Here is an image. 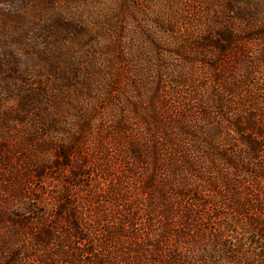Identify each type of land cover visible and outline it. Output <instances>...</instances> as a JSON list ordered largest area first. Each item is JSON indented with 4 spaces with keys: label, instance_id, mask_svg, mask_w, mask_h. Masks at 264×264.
Instances as JSON below:
<instances>
[{
    "label": "trees",
    "instance_id": "16d2710c",
    "mask_svg": "<svg viewBox=\"0 0 264 264\" xmlns=\"http://www.w3.org/2000/svg\"><path fill=\"white\" fill-rule=\"evenodd\" d=\"M174 1L167 0L169 19L164 13L153 17L158 30L143 23L139 51L142 38L136 41L134 33L120 41V17L131 19L138 0H126L117 25L98 20L96 0H0V73L13 75L20 66L61 75L53 92L65 99L72 82L92 81L82 68L108 73L105 65L124 63L134 93L127 100L125 91L111 86L99 100L108 109L105 129L116 139L108 148L113 156L95 149L104 163L96 166L60 139L64 120H26L33 109L24 101L7 109L18 81L0 83L3 149H18L2 136L24 129L26 147L35 139L66 164L79 156L81 172L73 174V184L84 190L83 200L74 202L65 188L62 202H72L56 210L68 224L61 232L56 214L1 211L0 224L11 220L16 238L26 241L0 249V264H264V54L249 62L239 47L256 39L246 26L258 22L256 14L238 9L239 0H180L186 12ZM242 25L246 37L240 36ZM148 44H154V59L143 55ZM77 54L82 57L73 58ZM172 57L176 63L168 61ZM69 72L75 80L66 77ZM22 90L23 100L34 105V94ZM90 168L93 173H86ZM107 178L113 181L101 189L99 179Z\"/></svg>",
    "mask_w": 264,
    "mask_h": 264
},
{
    "label": "rangeland",
    "instance_id": "374dc122",
    "mask_svg": "<svg viewBox=\"0 0 264 264\" xmlns=\"http://www.w3.org/2000/svg\"><path fill=\"white\" fill-rule=\"evenodd\" d=\"M139 1L141 3L140 5H138ZM250 1L251 0H239L242 4L241 6H238V9L243 8L248 12L252 11V13L256 14L255 17L258 22L253 23L250 26L246 24V26L251 29V33L257 34V36L254 37L256 39L252 41L248 40L251 43L243 45L244 48L242 45L239 47L242 51H245V53L242 54L244 60L254 62L255 59L264 54V0L260 3L262 7H259V5L257 6V0H253V4L252 1ZM167 3H169L167 0H138L134 5H138L137 8H135L136 12L130 14L131 19L128 20L123 17V15L120 17L121 22L125 25L123 26L125 36L124 33L121 34L120 41L127 42V35H133L132 33H134L138 39L136 41H139L142 38V46L139 43L137 45L138 50H142L141 47H143L144 38L140 34V30L142 26H145L143 23H148L147 25L149 26L150 31L158 30V27H154L156 25L152 26V22L156 19L153 17L158 16L156 14L164 13L168 14L167 19H169L170 15L173 14L169 10H166L167 7L170 6V3L169 5H167ZM92 4L95 5L96 9L93 10V12L97 15L98 20L102 23L109 18L108 20L112 25L118 24L119 20H115L114 18L119 16V13L121 14L122 9L124 8L123 5L127 6L126 0H96V2ZM173 4H178L177 7L180 8L181 12L188 11L187 8L180 7V0H175ZM182 5H184V2ZM188 6L190 9L189 11H191L192 7H195L193 6V3H190ZM173 11L174 13H177L175 8ZM239 29H242L244 32H242L240 36L246 37L247 28L242 25ZM205 31L206 29L203 30V32ZM189 36L195 37L196 34H190ZM243 40L246 41L245 39ZM105 41L106 40H102L101 43L104 44ZM162 41H165L168 45L173 43V41L168 38H164ZM123 42H121L122 46L125 45ZM148 46V51L145 50L143 55L147 52L149 54L148 56H151L154 59V57L158 55L154 50V44H148ZM174 48V46L169 45L170 50ZM81 57V55L77 54L73 58L79 59ZM97 57L100 56L96 55L94 58ZM240 59H242V57H240ZM17 61L18 63H21V60ZM168 61L173 64L176 63L177 59L172 57L170 60L168 59ZM105 66L109 67L110 72L103 73L104 68L99 67L95 69H101L102 73L93 71L88 74V69L82 68L83 70H81L84 72L85 76L90 75L92 81L84 82L83 86L72 82L68 89V97L65 99L57 96L58 93L53 92V89L59 88V83L56 82V80H59L62 77L61 75L47 73L38 68L29 71L28 69H25L26 67L21 68L20 66L14 68L13 75L0 73V83H6L10 79H16L18 82L20 81V83L16 82V87L19 91L17 92V95L14 97L11 94L8 95V104L6 105V108L13 109L18 105V102L23 103L24 101L25 104H29L33 109V111H30L28 114L26 120H31L32 122H40L39 120L43 121L44 119L57 121L64 120V122H61L62 126L59 128V130L62 129V132H60L63 134L60 139H64L74 148L79 147L82 149L83 153L87 154L91 158V162L96 166L104 164L97 161L96 158L99 157V154H97L95 149H97L99 145L103 151L105 150L104 152H108V154L113 156L114 154H111L108 148L114 146L116 137L108 134L105 129L108 126V109L107 105H102L103 102L99 100L107 97L106 93L110 92L109 89L111 86L125 91L127 100L134 96L132 91H128L129 84L126 79L130 76L125 73V70L128 71V66L124 63L114 64L113 66L107 64ZM193 67L197 72L203 71V67L200 64H196ZM204 68H206V65ZM241 71H243V69ZM256 71H261V69H256ZM66 77L75 80V77L71 72L67 73ZM256 77H261V73L258 72ZM253 82L257 83L256 80ZM21 88L24 89V91H31L34 94V105L25 102V99L23 100L22 97H24V92ZM51 90L52 96H46V91ZM255 90L256 89L253 86L252 91L257 93L256 95H262ZM19 93H22L21 96ZM89 95L90 97H94V100L92 99L90 101V98L87 97ZM239 98H241V96ZM239 103L242 102L239 101ZM238 114L236 113V115ZM256 114L261 115V112L257 111ZM23 131L24 129H21L14 133L4 134L2 136L6 140L11 141V144H14L15 147H19L16 150L14 148V151L12 152H8L6 149H3L2 145H0V212L4 211L6 215L22 214L23 217H26L30 209L36 208L38 211H46L53 216L56 214L54 223L59 225L57 228L58 231L61 232L68 227V224L64 222L62 216H57L56 210L63 205L62 203H65L66 205L72 202V199L71 202H68L70 200H63L62 202L61 197L62 194H64L63 192H65V188L68 186L67 190L72 192V197H75V200H73L74 202H77L79 197H81L80 201L84 198L82 194L84 190L82 191V188L79 189L73 184L75 181L73 174H80L81 172V170H79V161L81 158L74 155L73 158H69L70 162H67V164H69V166H67L66 161L68 159L66 160L62 156L58 157L56 151L51 149V147H45L46 145H43L40 148L36 145L37 142H35V139L31 142V145L29 144V147H26L24 146L23 141L27 138ZM52 136L53 135L49 134L47 138ZM26 149L28 152L25 151ZM104 152L102 154H104ZM93 171L94 169L92 168H90L89 171L85 170V172L89 174H92ZM38 174L40 176H37ZM35 175L37 177H35ZM98 178L99 176L96 177V179ZM67 181H70V184L72 185L71 187L67 185ZM99 181V187H101V189H107L109 182L113 180L107 178L106 180L99 179ZM79 182L82 183V180L79 179ZM19 197L22 199L20 200ZM13 215L9 217V220ZM10 222L0 224V249L5 251H8L7 249L13 245L22 246L24 245V241H26L24 238H16L17 234L15 229H17V226L12 225ZM8 238H10V242H8ZM28 243L30 245V242ZM33 244L31 243V245Z\"/></svg>",
    "mask_w": 264,
    "mask_h": 264
}]
</instances>
